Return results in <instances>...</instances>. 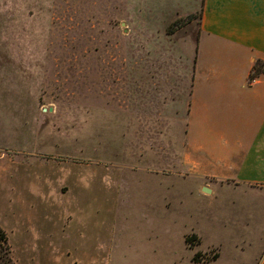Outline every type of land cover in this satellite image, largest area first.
Masks as SVG:
<instances>
[{
	"label": "rangeland",
	"instance_id": "rangeland-1",
	"mask_svg": "<svg viewBox=\"0 0 264 264\" xmlns=\"http://www.w3.org/2000/svg\"><path fill=\"white\" fill-rule=\"evenodd\" d=\"M202 1L0 0V114L27 116L0 146L12 264H257L264 192L188 161Z\"/></svg>",
	"mask_w": 264,
	"mask_h": 264
},
{
	"label": "crops",
	"instance_id": "crops-1",
	"mask_svg": "<svg viewBox=\"0 0 264 264\" xmlns=\"http://www.w3.org/2000/svg\"><path fill=\"white\" fill-rule=\"evenodd\" d=\"M192 58L188 161L220 186L264 192V73L250 79L264 64V0H203ZM17 111L0 114V146L23 147L27 116Z\"/></svg>",
	"mask_w": 264,
	"mask_h": 264
},
{
	"label": "trees",
	"instance_id": "trees-1",
	"mask_svg": "<svg viewBox=\"0 0 264 264\" xmlns=\"http://www.w3.org/2000/svg\"><path fill=\"white\" fill-rule=\"evenodd\" d=\"M170 33L174 30L170 29ZM264 73V64L261 61H256L253 66L252 72L250 74V79L258 77L260 74ZM0 260L1 264H12L10 258V245L6 231L0 226Z\"/></svg>",
	"mask_w": 264,
	"mask_h": 264
},
{
	"label": "water",
	"instance_id": "water-1",
	"mask_svg": "<svg viewBox=\"0 0 264 264\" xmlns=\"http://www.w3.org/2000/svg\"><path fill=\"white\" fill-rule=\"evenodd\" d=\"M203 191L206 192V193H211L212 190L207 188V187H203Z\"/></svg>",
	"mask_w": 264,
	"mask_h": 264
}]
</instances>
